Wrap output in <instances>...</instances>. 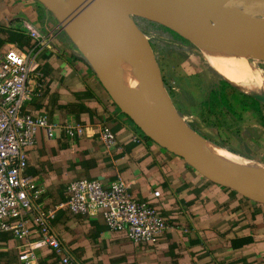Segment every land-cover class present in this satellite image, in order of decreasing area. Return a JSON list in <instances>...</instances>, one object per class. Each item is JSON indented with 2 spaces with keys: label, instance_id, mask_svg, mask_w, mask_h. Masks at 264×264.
I'll list each match as a JSON object with an SVG mask.
<instances>
[{
  "label": "crops",
  "instance_id": "1",
  "mask_svg": "<svg viewBox=\"0 0 264 264\" xmlns=\"http://www.w3.org/2000/svg\"><path fill=\"white\" fill-rule=\"evenodd\" d=\"M51 13L40 0H0V49L10 42L24 50L37 45L21 26L24 19L46 38L36 47L42 78L29 81L32 96L22 106L46 113L53 124L51 134L39 128L35 142L24 147V172L43 189L34 204L53 207L66 198V186L75 179L97 178L107 185L119 176L132 196L156 206L168 226L155 243L134 242L123 230L110 229L101 211L56 208L50 226L62 254L39 246L36 264H264V203L211 180L146 135L65 31L53 24ZM12 32L23 34L24 43L8 40ZM116 51L125 63L121 49ZM219 56L206 60L233 74ZM65 123L75 125L72 134ZM103 124L115 134L109 147L100 138ZM24 247L10 232H0V264H23L18 253Z\"/></svg>",
  "mask_w": 264,
  "mask_h": 264
},
{
  "label": "rangeland",
  "instance_id": "2",
  "mask_svg": "<svg viewBox=\"0 0 264 264\" xmlns=\"http://www.w3.org/2000/svg\"><path fill=\"white\" fill-rule=\"evenodd\" d=\"M78 1L75 9L61 14L52 7L53 14H49L57 29H63L77 48L79 46L65 30L64 20L67 17L69 19L81 9L82 0ZM106 2L108 15L111 16L115 25H119L117 39L125 61L127 59V67L130 73H134L132 75L137 76L145 86L148 95L150 97L152 95L151 99L157 110L159 109L158 115L164 114L168 122L177 124L175 129L179 127L199 135L204 143L237 153L240 160L251 159L264 163V32H257L250 27L228 29L223 23L199 28L201 46L204 49L215 50L226 62L223 66L235 70L233 74H227L203 58L201 48L192 41L189 32L176 31L175 37H171L160 29L148 28L140 17L165 20L161 14L135 10L118 1ZM222 8L232 15L260 18V22L264 23V8L258 4L257 0H223L210 6L211 10L224 14ZM121 14L122 17L137 18L140 24L138 31L130 22L134 28L139 52V69H136L134 55H131L128 35L121 28ZM166 15L170 18L169 14ZM69 26L75 31L71 24ZM254 31L257 34H253ZM218 36L224 37L221 38L223 43ZM144 43L150 49L149 54L152 57V66L158 75V81L149 73V61ZM246 61L250 65L245 63ZM109 74L110 81L121 86L112 73L109 72ZM216 86L224 92L225 99H222V102L225 107L221 109L222 115L219 119L214 114L210 115V124L202 118L204 108L199 101ZM247 94L258 101L249 98Z\"/></svg>",
  "mask_w": 264,
  "mask_h": 264
},
{
  "label": "built area",
  "instance_id": "3",
  "mask_svg": "<svg viewBox=\"0 0 264 264\" xmlns=\"http://www.w3.org/2000/svg\"><path fill=\"white\" fill-rule=\"evenodd\" d=\"M21 26L37 45L46 43V38L29 20L24 19ZM37 45L24 50L10 42L6 49L0 50V232L8 231L22 240L25 247L18 258L23 264H36L35 248L39 246H49L62 254V244L50 226L56 208L82 214L101 211L110 229L123 230L134 242L155 243L168 226L167 220L156 207L132 196L127 181L119 176L107 185L97 178L75 179L66 186V198L53 207L40 208L34 204L43 189L24 172V147L35 142L39 128L51 134L53 127L46 113L22 110L24 102L32 96L29 81L43 75L36 58ZM63 128L72 134L75 125L65 123ZM100 138L109 147L115 134L103 124ZM32 232L37 237L31 238ZM61 259L64 263L69 261L65 255Z\"/></svg>",
  "mask_w": 264,
  "mask_h": 264
},
{
  "label": "bare ground",
  "instance_id": "4",
  "mask_svg": "<svg viewBox=\"0 0 264 264\" xmlns=\"http://www.w3.org/2000/svg\"><path fill=\"white\" fill-rule=\"evenodd\" d=\"M78 2H79L78 0H64V6L62 12L64 13L69 10H72L75 6H77L76 4H78ZM257 2L259 5H261L264 8V0H257ZM81 4L83 5L81 9H79V11H76V14L72 15L68 19L69 24H71L74 27L75 31H73L71 27L70 29L75 35L83 36V38L90 43L94 51L98 54V56L102 58L104 63L108 66V69L110 70L109 72L112 73L113 77H115L121 83V86H119L115 84L114 81L113 82L110 81V83H112L110 84V87L113 90L115 97H117L118 101L122 104V106L126 110H128L140 122H146L148 118L152 116L161 125L178 131L179 133L184 135L187 139H189L194 144L201 147L208 153L217 156L230 164L240 166L243 169H247L264 177V163L257 162L251 159L240 160L239 156L224 148H216L218 146L215 147L213 144L211 145L210 143L202 142L203 140L201 137H199V135L190 133L187 129H180L179 127L178 129H175V126L177 124L168 122L164 114L162 116H159L158 115L159 110H157L154 101L151 100L150 97L147 95L148 91L145 88V86L141 83V81L137 78V76L132 75L134 73H130L127 67V59L125 63H123V60L121 61L119 60V56L117 55V51H116V50H120L119 48L120 42L117 39V32L119 31V25H115L111 16L108 15L106 11L107 2L102 0L101 1L90 0L89 3L88 0H84V1L82 0ZM223 10L225 13H228V10L225 9ZM211 11L215 12L214 10H211L210 7H207L203 11H193L185 15H176L172 13L169 14L171 19L163 12H160L158 14H161L164 17L165 21H168L173 25L176 24L175 26L181 28L184 31L189 32L192 36V41L195 42L201 48L203 58L207 60H212L215 57L217 58L219 54L212 49H207L206 51L203 48V46H201L202 45L200 42L201 35L198 34L200 27H206V26L209 27V25H213L215 23H219V24L223 23L224 26L228 29H239L242 27H250L252 29H256L255 31L257 32H263L260 29L259 25L257 24L230 23L224 20L210 19L208 14ZM120 24L123 31L128 35L130 41V49L134 50V57L139 63L140 62L139 52L136 44L134 28L130 24L129 19L126 16L122 17V14L120 18ZM218 38L222 42L221 38L224 37L218 36ZM252 45L257 46V44H252ZM114 59L118 62L119 66L116 64ZM221 62L224 63V60L222 61L221 59ZM109 72L108 75H110ZM123 75L127 79L126 85ZM165 109H163V111L168 114V112H166Z\"/></svg>",
  "mask_w": 264,
  "mask_h": 264
},
{
  "label": "water",
  "instance_id": "5",
  "mask_svg": "<svg viewBox=\"0 0 264 264\" xmlns=\"http://www.w3.org/2000/svg\"><path fill=\"white\" fill-rule=\"evenodd\" d=\"M48 3L51 7L56 8L61 14L64 6V0H40ZM89 1V0H88ZM92 1V0H91ZM110 1V0H104ZM122 3L124 6L133 8L135 10H144L151 13L165 14H176L185 15L193 10L203 11L211 5L217 4L223 0H112ZM90 3V2H89ZM209 17L213 20H224L230 23H249L257 24L260 29L264 32V24L260 22V18L252 16H238L229 13H215L209 12ZM133 26L138 30V26L134 20L127 16ZM210 18V19H211ZM158 20V19H155ZM163 21L178 31H183L181 28L163 20ZM65 30L68 31L69 35L79 46V49L83 57L88 61L91 68L95 71L97 76L106 82L108 89L113 95L116 102L121 106V108L128 113L135 123L142 129V131L158 142L160 145L164 146L168 150L180 155L196 168L199 172L210 178L211 180L220 183L222 185L229 186L239 193L250 197L254 200L264 203V177L256 174L247 169H243L240 166L230 164L221 158L214 156L201 147L194 144L192 141L187 139L184 135L178 131L167 128L161 125L154 117L150 116L146 122H140L135 116H133L128 110H126L122 104L115 97L113 90L110 87V79L108 77V66L104 63L102 58L94 51L92 46L88 41H86L83 36L75 35L69 26L68 18L64 20ZM139 31V30H138ZM145 51L147 52V57L149 61V73L152 74L156 79L158 77L157 73L152 66V57L149 54V47L145 46ZM158 81V79H157ZM159 83V82H158ZM152 92V91H151Z\"/></svg>",
  "mask_w": 264,
  "mask_h": 264
},
{
  "label": "trees",
  "instance_id": "6",
  "mask_svg": "<svg viewBox=\"0 0 264 264\" xmlns=\"http://www.w3.org/2000/svg\"><path fill=\"white\" fill-rule=\"evenodd\" d=\"M141 21L150 29H160L162 31H164L167 35L171 36V37H175V32L178 31L176 30L174 27H172L171 25L160 21V20H155L152 18H146L144 16H140ZM132 19L134 20V22L136 23V25L138 27H140V24L138 23V19L135 17H132ZM251 33V32H250ZM253 34H257V32H252ZM251 33V34H252ZM24 36L21 33H17V32H12L10 33V36L8 37V40L11 41H16L18 42L20 45L24 43ZM7 48V47H6ZM5 48V49H6ZM0 50H4V49H0ZM245 63L249 64L248 61H246ZM250 65V64H249ZM224 82L229 83L227 80H224ZM232 85V84H231ZM247 96L251 99H255L253 97H251V95ZM222 99H225V95L224 92H221L219 87H214L212 88L200 101L199 103L201 104V106L204 108V112L202 113V118L204 121L208 122L211 124V121L209 119L211 114H214L216 118H220L222 115L221 109L224 108L225 105L222 102ZM255 101L257 102L258 100L255 99ZM23 111L26 112H30L27 108H25V106L22 108ZM190 130V129H189ZM225 186V185H223ZM153 205V204H151ZM154 206V205H153ZM156 207V206H154ZM36 227V226H35Z\"/></svg>",
  "mask_w": 264,
  "mask_h": 264
}]
</instances>
